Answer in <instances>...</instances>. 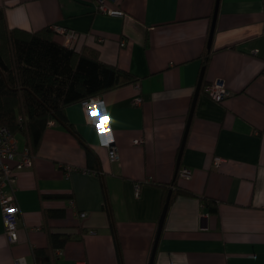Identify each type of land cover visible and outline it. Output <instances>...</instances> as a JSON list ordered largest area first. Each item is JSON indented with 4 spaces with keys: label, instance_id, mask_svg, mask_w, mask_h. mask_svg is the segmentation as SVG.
Masks as SVG:
<instances>
[{
    "label": "crops",
    "instance_id": "obj_1",
    "mask_svg": "<svg viewBox=\"0 0 264 264\" xmlns=\"http://www.w3.org/2000/svg\"><path fill=\"white\" fill-rule=\"evenodd\" d=\"M0 5L9 26L67 27L76 33L75 46L98 48L102 60L140 76L139 87L129 83L99 95L105 113L82 102L66 108L97 152L99 172L64 125L56 121L46 129L34 165L15 171L12 186L4 188L22 212L18 241L11 242L0 204V264L49 262L50 255L33 253L48 245L49 226L75 231L77 224L87 231L82 239L73 234L58 256L53 251L55 264H149L162 209L156 182L173 179L197 196H179L168 208L155 264H264V0H219L210 47L216 0H117L125 16L94 11L90 0ZM205 49L211 50L206 81L220 79L230 94L218 101L199 93L180 163L191 174L183 177L177 156ZM108 141L117 147L116 160ZM215 156L222 158L217 167ZM62 165L76 168L66 173ZM205 197L217 203L216 213ZM49 208L65 216H47Z\"/></svg>",
    "mask_w": 264,
    "mask_h": 264
},
{
    "label": "trees",
    "instance_id": "obj_2",
    "mask_svg": "<svg viewBox=\"0 0 264 264\" xmlns=\"http://www.w3.org/2000/svg\"><path fill=\"white\" fill-rule=\"evenodd\" d=\"M54 26L45 25L37 29L9 26L4 6L0 5V125L10 128L18 140L20 150L28 149L35 154L40 148L46 129L50 126V121H58L86 148L88 166L99 172L100 158L97 152L70 120L66 108L83 99L103 95L108 90L138 82L140 76L102 60L98 48L83 45L77 49V46L65 45L62 34L55 32ZM62 36L65 37V34ZM210 57L209 49L201 53L202 68H207ZM207 83L204 77L200 92L204 91ZM156 184L162 187L161 213L170 191L168 208L179 196H197L190 189L180 185L177 179ZM45 195L63 198V195ZM204 201L211 213L217 212L218 206L213 199L205 197ZM105 209L110 213L107 203ZM46 215L60 218L65 216V211L49 208ZM111 219L119 250L118 231L114 218ZM66 227L57 231L49 226V243L43 248L35 247L34 256L50 255L51 260L45 264H55L56 258L51 255L53 251H62L65 244L75 238L72 235L76 232L81 235L79 239H82L87 231L86 226L80 224L72 226L77 228L75 231L70 228L67 230ZM152 264H155V257Z\"/></svg>",
    "mask_w": 264,
    "mask_h": 264
},
{
    "label": "built area",
    "instance_id": "obj_3",
    "mask_svg": "<svg viewBox=\"0 0 264 264\" xmlns=\"http://www.w3.org/2000/svg\"><path fill=\"white\" fill-rule=\"evenodd\" d=\"M98 2V10L107 13L114 16H124L125 10H123L121 7L116 6L115 0H97ZM114 3V4H112ZM65 34L66 38L69 39L68 36L72 38H77L75 31H70L63 33ZM68 36H67V35ZM103 40V39H101ZM128 44L126 40L120 41L121 46ZM225 84L221 81H213L210 83H207L204 87V91L211 96L213 99L221 101L226 96L229 95V91L224 89ZM96 103V105H103L104 100L98 99L97 101L94 100V97H91L90 99L85 100V105L89 106L91 104ZM103 116V114H102ZM53 124V120L50 121V125ZM135 143H142V139H135ZM106 145L109 147V156L111 160H116L118 157V151L116 146H112V142L108 141L106 142ZM18 148V140L16 137L12 134V131L7 125H0V204L2 205V214H3V221L5 225V233L6 237L9 241L14 242L17 241L19 238L18 235V218L21 214L22 210L19 205V203L12 197L7 195L5 192L2 191L3 182L5 184H8V174L10 172L9 167L10 161L9 156L17 150ZM31 152L28 149L22 150L19 153V159H18V166L19 168L22 167H30L33 164V160L31 157ZM222 161L221 157L215 156L214 157V166L217 167L220 162ZM69 171H67L68 173ZM12 173V170H11ZM10 173V174H11ZM180 174L183 176H190L191 169L188 166H182ZM138 186L136 188V191H138ZM86 212L82 211L80 213V216H85ZM61 253V250H57L56 254L59 255ZM17 264H28L26 260L23 259H17ZM76 264H85L84 262H77Z\"/></svg>",
    "mask_w": 264,
    "mask_h": 264
},
{
    "label": "water",
    "instance_id": "obj_4",
    "mask_svg": "<svg viewBox=\"0 0 264 264\" xmlns=\"http://www.w3.org/2000/svg\"><path fill=\"white\" fill-rule=\"evenodd\" d=\"M218 4H219V0H216V7H215L213 21H212V27H211L210 35H209L208 47H210L211 42H212V37H213V33H214V25H215V22H216V16H217V12H218ZM203 77H204V68L201 69L200 76H199V79L197 81L195 94H194L193 101H192V106L190 108V111H189V114H188V117H187L186 128H185V131H184V134H183V138H182V141H181V144H180V147H179L178 156H177V162H176L177 170H178V168L180 166V163H181L182 152H183V149H184V146H185V143H186V139H187L190 123H191V120H192V117H193L196 101H197V98H198L199 93H200V87H201V84H202V81H203ZM170 197H171V191L168 193V196L166 198L165 204L163 206L162 213L160 214L158 228H157V233H156V237L154 239V245H153V249H152V253H151L149 264H152L153 261H154V257H155V254H156L158 241H159L160 234H161V231H162V227H163V224H164V220H165L166 212H167V209H168Z\"/></svg>",
    "mask_w": 264,
    "mask_h": 264
},
{
    "label": "rangeland",
    "instance_id": "obj_5",
    "mask_svg": "<svg viewBox=\"0 0 264 264\" xmlns=\"http://www.w3.org/2000/svg\"><path fill=\"white\" fill-rule=\"evenodd\" d=\"M90 1H92L93 3H94V11H98V12H101V11H99L98 10V1L97 0H90ZM116 2H117V0H115ZM101 13H103V12H101ZM104 14H107V13H104ZM107 15H110V14H107ZM125 15H126V12H125ZM124 15V16H125ZM53 29H54V31L55 32H59L60 34H62V35H64L63 33H66V32H70V31H73L72 29H69V28H67V27H64V26H61V25H56V27H53ZM67 35V34H66ZM68 36V35H67ZM103 35H100L99 37H98V39L101 41V39H104V38H101ZM69 37V39L68 38H66L65 37V40H64V44L65 45H67V46H71V47H75V45H74V42H75V38H72V37H70V36H68ZM126 45H128L127 43H126ZM77 49H78V47H77ZM100 58L102 59V57H101V55H100ZM108 63V62H107ZM109 64H113V63H109ZM114 65H115V63H114ZM214 81H221L220 79H216V80H214ZM213 82V81H212ZM222 82V81H221ZM134 84L137 86V87H139V85H138V82H134ZM225 87L226 88H224V89H226V90H228L229 92H230V90L228 89V87L225 85ZM98 99H101V97L100 96H95L94 97V100H98ZM85 100H87V99H83V100H81L80 102H82V105H84V106H86L85 105ZM134 101H135V103L136 104H140L142 101H141V97H138V96H136L135 98H134ZM86 107H88V110L90 109V110H93V109H96V107H102V113H105L104 112V110H103V108H104V104L103 105H96V103H94V104H91V105H89V106H86ZM102 115V114H101ZM106 117V116H105ZM56 121L55 120H53V124L55 123ZM53 124H51V125H53ZM113 143V142H112ZM112 146H115V145H113L112 144ZM22 150H20L19 149V143H18V148H17V150H15L14 152H12V154H17L18 153V158H17V160L15 161V162H10V166L11 167H9V169H10V172H9V174H8V179L6 180V181H8V184H5L4 182H3V187H2V191L3 192H5V186H8V185H10V186H12V184H11V182H13L14 180H15V178H16V174H15V171H17L18 169H20L19 168V166H18V159H19V153L21 152ZM11 154V155H12ZM10 155V156H11ZM9 156V157H10ZM31 157H32V160H33V164H32V166L34 165V161H35V157H36V155L35 154H31ZM32 166H30V167H32ZM68 166V165H67ZM25 168V167H24ZM73 168V166H68V170L67 171H69L70 169H72ZM76 168V167H75ZM74 168V169H75ZM181 168H182V166H179V169H178V175H181L180 174V171H181ZM11 170H12V173H11ZM67 171H66V173H67ZM11 173V174H10ZM181 176H183V175H181ZM183 177H187V176H183ZM3 208V207H2ZM2 211H3V209H2ZM82 211H80L79 213H78V215L80 216V213H81ZM153 249V248H152Z\"/></svg>",
    "mask_w": 264,
    "mask_h": 264
},
{
    "label": "flooded vegetation",
    "instance_id": "obj_6",
    "mask_svg": "<svg viewBox=\"0 0 264 264\" xmlns=\"http://www.w3.org/2000/svg\"><path fill=\"white\" fill-rule=\"evenodd\" d=\"M66 37V36H65ZM230 94V93H229ZM227 97V96H226Z\"/></svg>",
    "mask_w": 264,
    "mask_h": 264
}]
</instances>
